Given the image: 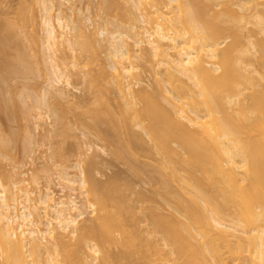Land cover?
Masks as SVG:
<instances>
[{
  "label": "bare ground",
  "instance_id": "obj_1",
  "mask_svg": "<svg viewBox=\"0 0 264 264\" xmlns=\"http://www.w3.org/2000/svg\"><path fill=\"white\" fill-rule=\"evenodd\" d=\"M37 3L49 76L34 105L47 108L51 93L69 101L66 61L88 66L81 75L111 117L112 140L121 139L136 158L149 145V219L140 229L134 210L143 207L142 193L135 192L142 204L134 206L128 184L117 191L88 183L81 192L92 202L84 200L88 219L79 224L85 214L71 195L52 198L18 176L5 183L2 175L0 264H264V0H100L87 26L78 14L62 16L59 1L53 17L52 0ZM99 21L115 29L90 23ZM100 40L107 44L106 66L99 63ZM60 44L70 53L67 64L59 59L64 48L58 55L63 68L55 61ZM74 168L77 182L67 173L62 180L84 188V171ZM126 237L132 254L124 249Z\"/></svg>",
  "mask_w": 264,
  "mask_h": 264
},
{
  "label": "rangeland",
  "instance_id": "obj_2",
  "mask_svg": "<svg viewBox=\"0 0 264 264\" xmlns=\"http://www.w3.org/2000/svg\"><path fill=\"white\" fill-rule=\"evenodd\" d=\"M52 1L53 4L55 3L50 11V15L52 17L55 14L57 6L59 7V1L61 15L64 17L71 15V18L75 20V15L78 14L79 20L82 19V22L80 23L83 24V26H87V24H89V22H84V19L89 17L90 20H93L95 18L94 16L98 14L97 12L100 11L99 8L101 7H99L100 0ZM90 1L92 2V4H90L92 5L91 7L89 6V3H91ZM95 2L98 4H93ZM93 5H95V7ZM88 7L89 9L87 11ZM39 11L40 7L38 6L37 0H0V135H2L0 137L1 139L4 138L2 143H5L4 140H8V142L6 141L7 145L3 144L5 145L4 147L0 143V178L3 175L2 181H5L6 183L8 182V179L10 181L13 177L18 176V179L23 180L27 188L30 190L41 191L44 189L50 193L52 198H58L61 195L66 196L67 198L69 197L68 195H71L72 198H75L78 204H82L81 208L85 214L83 218L79 219V224H82L83 222L80 220L88 219L89 210L85 208L84 202L86 199L88 202H92V198H88L89 195H84L81 192L83 189L87 192L89 188L88 183L94 180L100 185L103 184L102 186L104 187H115L117 191L121 190V188H123L122 186L125 184H128L131 186L130 188H132V192L135 193L137 191V196L138 191L142 193L143 204L138 201L136 202V193L134 194L127 191V194H129L127 195L128 199L133 202L132 204L134 206L139 207L140 204L143 206L141 209L136 208L134 210L135 217L141 220L139 228L141 229L142 227L143 229L144 223H147L146 220L149 219V210H146L148 205L146 195L149 197V186L147 184L146 176L150 171V167L147 164L151 159L149 145L143 144L140 146L136 150V158L129 156L126 152H124V145L122 146L121 139H118L120 143L118 140L116 141L115 138V141L112 140L113 137L116 136L114 135L116 128L113 127L114 131L112 130L113 122L109 123L110 120H108L111 117L108 118V112V116L106 115L104 105L101 106L99 101V105L98 102H95L94 95L99 94H97V91H93V89L88 86L89 84H87L88 81L85 76L86 74L84 75L85 78L81 75L85 71L83 68H88V66L84 67V64L83 67L82 64L81 66L77 65L76 67L68 65L70 64V61L68 62L64 60V56L70 53L69 50L66 49V51V47L61 44L60 46H58L59 44L57 45L58 48L56 47L58 51H56L55 61L56 63L60 61L59 64L63 60L64 63H68H66L67 66L65 65V72L69 75V82L71 86L69 88L64 87V91L67 93V98L69 99L67 102H72V100L73 102L70 103L71 105L68 103V105L66 104L67 102L60 101L59 98L53 96L51 93V95L47 97V108L45 106L41 108L38 107L39 109H37L36 105H34L36 99L38 100L42 98L41 93L48 85L47 80L49 76V74H46V72H49L47 68L48 65L45 64L47 55L44 54L45 50L43 48L40 50V45L42 44L41 40H43V32L41 28L42 22H40L41 13ZM108 13L109 12H107V14ZM110 13V15L108 14L109 17L112 15V12ZM90 23L98 25L103 24L100 21ZM68 24L70 25L71 22ZM105 24L106 26L100 25L101 28L106 30L107 27L110 28H108V30L114 28V25H107L110 24L109 22ZM98 25H93V28L98 30V28H100ZM88 28L89 30L90 28L92 29V27ZM95 33L97 34V31ZM70 35L73 36V33L70 32L67 36H65L68 38L71 37L72 39V36ZM97 38L98 40L102 39L100 36H97ZM104 43L106 45L105 47ZM106 47V42H103L102 40L100 42V48H104V52H100V57H103L100 58L101 61L99 63L103 65L107 62L105 60L108 56V54L105 53L108 52ZM41 51L43 52L41 53ZM76 53L77 52H75V54ZM58 55H60V57ZM62 56L63 58H61ZM75 56L79 59L77 54ZM58 57L63 60H58ZM72 58H74V55ZM74 59L71 61H74ZM67 60H69V58ZM78 61L81 60L76 59L73 63L75 64L76 62L79 64ZM43 65H45V67ZM60 67L63 68L62 65ZM36 70H38V73ZM82 70L84 71L82 72ZM143 76L147 78L146 75ZM144 77L141 79L142 81H146ZM82 78L85 79L84 82H82ZM85 81H87V83ZM62 82L64 83V79H62ZM110 92L112 93L113 91L109 90V92H106V94L108 93L106 98H108L109 102H112L111 107L116 109L117 104L116 106L114 104V99L116 97L113 96L115 93H112V95ZM92 93L94 95H91ZM25 96L28 98L27 100ZM34 96H36V99L33 98ZM32 99L35 101H32ZM91 109L96 112L91 111ZM54 112L58 113L55 115ZM36 113H39L41 117ZM54 117H56L57 123L52 129L49 124L54 122ZM93 128L95 130H93ZM102 136H107L108 139L105 137L103 138ZM117 146L119 147L117 148ZM119 154H121V157ZM75 164H79V168H82L84 171V176L87 182L84 188L76 183L78 169L74 168ZM135 165L138 169H140L139 172L137 170L133 171V169L136 168ZM142 172H144V174ZM65 173L68 174L70 179L72 178V180H75L76 182L70 184L62 180ZM59 177H61L60 180ZM123 183L124 185H122ZM70 213L74 214L75 211H71ZM132 215L130 214L131 218L129 216L128 218L127 215L124 216L126 227L128 228H131L130 225H132ZM124 247L128 254H132L134 252L130 238L126 237ZM138 262H140V260H138Z\"/></svg>",
  "mask_w": 264,
  "mask_h": 264
}]
</instances>
